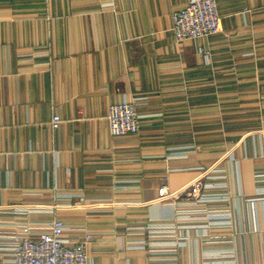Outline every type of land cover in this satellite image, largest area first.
Segmentation results:
<instances>
[{
    "label": "crops",
    "instance_id": "1",
    "mask_svg": "<svg viewBox=\"0 0 264 264\" xmlns=\"http://www.w3.org/2000/svg\"><path fill=\"white\" fill-rule=\"evenodd\" d=\"M189 1L0 0V264L7 234L56 219L71 244L95 238L89 264H264V0H216L222 32L178 43ZM125 100L141 131L114 137L108 110ZM215 165L233 228L178 230L194 205L159 190Z\"/></svg>",
    "mask_w": 264,
    "mask_h": 264
},
{
    "label": "built area",
    "instance_id": "2",
    "mask_svg": "<svg viewBox=\"0 0 264 264\" xmlns=\"http://www.w3.org/2000/svg\"><path fill=\"white\" fill-rule=\"evenodd\" d=\"M222 30V18L216 0H190L183 10L173 16L172 35L178 43L209 38L221 33ZM201 52L206 59H209V52ZM107 121L110 134L114 137L140 134L141 121L134 101L125 100L111 105ZM61 122L62 118L55 115L51 121L52 129L57 131ZM257 177H262V175H257ZM226 179L227 169L215 165L209 169H203L194 181L179 191L169 192L166 187L159 190V199L162 201L187 200L194 205L187 209H176L175 219L178 221V230L182 232L196 229L206 231L216 226L211 225L210 221L217 218L228 219L229 227L233 228L231 195L227 192ZM8 211L12 214H24L27 210L12 208ZM186 221L201 223L184 225L182 222ZM141 230L142 233L139 235L143 236L148 228ZM30 231L27 229L23 233L20 232L24 237H20V233H10L5 236L13 246L10 250L14 260L10 264H89L88 246L96 241L91 234L86 233L83 239L71 244L64 238L68 227L61 219H56L42 228L36 238L30 237ZM203 236L208 237L209 235L205 233ZM213 258L209 257V259Z\"/></svg>",
    "mask_w": 264,
    "mask_h": 264
}]
</instances>
